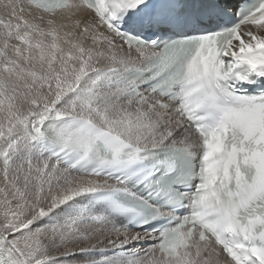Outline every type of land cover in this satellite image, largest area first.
Segmentation results:
<instances>
[{
	"label": "snow or ice",
	"instance_id": "6c2138e0",
	"mask_svg": "<svg viewBox=\"0 0 264 264\" xmlns=\"http://www.w3.org/2000/svg\"><path fill=\"white\" fill-rule=\"evenodd\" d=\"M0 264H264V0H0Z\"/></svg>",
	"mask_w": 264,
	"mask_h": 264
}]
</instances>
